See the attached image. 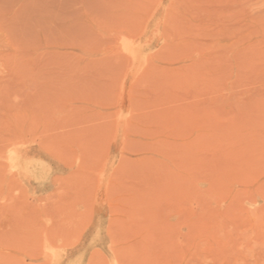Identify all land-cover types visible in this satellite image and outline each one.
<instances>
[{"label":"rangeland","instance_id":"obj_1","mask_svg":"<svg viewBox=\"0 0 264 264\" xmlns=\"http://www.w3.org/2000/svg\"><path fill=\"white\" fill-rule=\"evenodd\" d=\"M0 264H264V0H0Z\"/></svg>","mask_w":264,"mask_h":264}]
</instances>
